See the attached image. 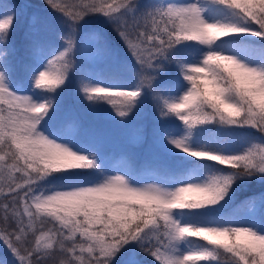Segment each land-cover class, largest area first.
I'll list each match as a JSON object with an SVG mask.
<instances>
[{"label":"snow or ice","instance_id":"6c2138e0","mask_svg":"<svg viewBox=\"0 0 264 264\" xmlns=\"http://www.w3.org/2000/svg\"><path fill=\"white\" fill-rule=\"evenodd\" d=\"M41 7L18 46L0 0V264H264V0Z\"/></svg>","mask_w":264,"mask_h":264},{"label":"trees","instance_id":"16d2710c","mask_svg":"<svg viewBox=\"0 0 264 264\" xmlns=\"http://www.w3.org/2000/svg\"><path fill=\"white\" fill-rule=\"evenodd\" d=\"M8 2L13 3L15 5H17V9H18V20H17V25H16V32H15V38L16 41L19 45H22L24 43V39H25V34L30 30V29H40L42 27V24L40 23V20L38 19L37 22L35 24L32 23V17L35 15L38 18L41 16L42 14V3L43 0H8ZM31 6L33 8H35L36 10H38V12L36 13H27L25 15H22V10L23 7L22 6ZM23 19V21L21 22V20ZM74 88L76 89V83L74 81V83L66 90V92L64 93L65 96V107H71V108H75L78 113L80 114L81 111H85L88 113V110L86 108L83 107L82 110H79L78 108L80 107L79 104H77L75 102V97H73L71 91L69 89ZM149 119H151V117L149 116ZM136 148L139 149V152H135ZM127 151H119L117 154L112 153V151L107 148V151L110 153L111 158L113 160V163H118L120 161L121 158L125 157L128 155V153H135L137 159H136V165L137 167H140V165H142L143 163V157L145 154V151L143 150V147H132L129 144H127V147L125 148ZM141 259H143L141 257Z\"/></svg>","mask_w":264,"mask_h":264},{"label":"rangeland","instance_id":"374dc122","mask_svg":"<svg viewBox=\"0 0 264 264\" xmlns=\"http://www.w3.org/2000/svg\"><path fill=\"white\" fill-rule=\"evenodd\" d=\"M23 10H22V15H25L27 13H36L38 12V10H36L35 8L31 7V6H22ZM23 21V19L21 20V22ZM74 96L75 94V89L71 88L69 89ZM79 110H82L83 107L80 105V107L78 108ZM80 116L82 118V120L84 121L86 126H91V127H95L99 130L104 131L107 134L108 137V143H107V148H109L112 153L117 154L119 151H124L125 148L127 147V142L124 138V136L122 135V131L115 125L111 124V122L105 120V119H97L96 117H94L92 114H90L89 112H85V111H81ZM143 150H146V146L143 147ZM135 152H139V149L136 148Z\"/></svg>","mask_w":264,"mask_h":264}]
</instances>
